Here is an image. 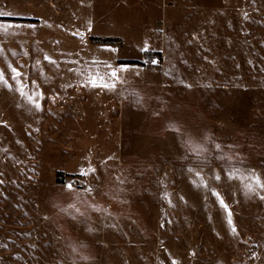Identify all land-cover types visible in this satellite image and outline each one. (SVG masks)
<instances>
[{
	"label": "rangeland",
	"instance_id": "rangeland-1",
	"mask_svg": "<svg viewBox=\"0 0 264 264\" xmlns=\"http://www.w3.org/2000/svg\"><path fill=\"white\" fill-rule=\"evenodd\" d=\"M0 264H264V0H0Z\"/></svg>",
	"mask_w": 264,
	"mask_h": 264
}]
</instances>
